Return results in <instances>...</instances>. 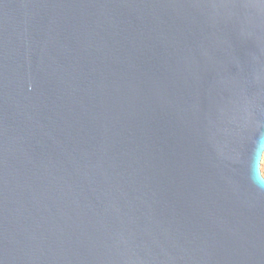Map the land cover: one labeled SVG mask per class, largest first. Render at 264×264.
<instances>
[{
    "label": "water",
    "instance_id": "95a60500",
    "mask_svg": "<svg viewBox=\"0 0 264 264\" xmlns=\"http://www.w3.org/2000/svg\"><path fill=\"white\" fill-rule=\"evenodd\" d=\"M264 0H0V264H264Z\"/></svg>",
    "mask_w": 264,
    "mask_h": 264
},
{
    "label": "trees",
    "instance_id": "16d2710c",
    "mask_svg": "<svg viewBox=\"0 0 264 264\" xmlns=\"http://www.w3.org/2000/svg\"><path fill=\"white\" fill-rule=\"evenodd\" d=\"M262 175L264 177V157H263V160H262Z\"/></svg>",
    "mask_w": 264,
    "mask_h": 264
},
{
    "label": "rangeland",
    "instance_id": "374dc122",
    "mask_svg": "<svg viewBox=\"0 0 264 264\" xmlns=\"http://www.w3.org/2000/svg\"><path fill=\"white\" fill-rule=\"evenodd\" d=\"M263 157H264V152H263V154H262L261 163H260V170H261V173H262V160H263Z\"/></svg>",
    "mask_w": 264,
    "mask_h": 264
}]
</instances>
